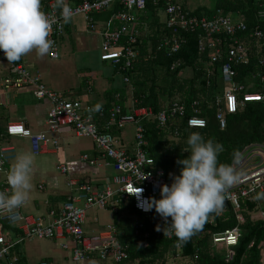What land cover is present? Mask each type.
Segmentation results:
<instances>
[{"label": "built area", "instance_id": "1", "mask_svg": "<svg viewBox=\"0 0 264 264\" xmlns=\"http://www.w3.org/2000/svg\"><path fill=\"white\" fill-rule=\"evenodd\" d=\"M147 0H81L74 4L72 0H67L71 5L74 18H81L86 25V29L95 32L94 14L106 12L112 9L118 2L122 9L113 14L108 21L109 25L101 35L100 60L109 61L114 67L126 70L130 67V62L136 56L133 46L136 42L135 25L138 22L140 12L144 11ZM154 5L161 4L166 16V26L173 32H197L214 36V39L199 42V51L207 48L212 62H217L221 58L220 35H225L233 40L228 47L227 58L221 65V77L224 83L223 96L217 99L219 105L215 114L216 120L221 128L225 127L224 112L233 114L239 106H243L248 101H261L264 96L259 92L245 91V85L236 83L235 68L248 66L250 64V50L243 43L234 39L237 32H247V26L243 20H235L217 11L212 19L192 16L186 9L173 0H152ZM43 10L50 16L59 18V10L54 7V0H42ZM66 24L62 27L53 25L50 39L54 41L51 59H58L59 39L64 35ZM252 36L258 41V50L264 49V34L259 28L251 31ZM218 35L217 37H215ZM127 37L125 44H121L122 37ZM171 44V51L179 48L176 39L164 42L165 49ZM259 53V51H258ZM256 54V53H255ZM257 55V54H256ZM261 68H264V58L258 60ZM5 71L10 74L2 76ZM12 75L13 77H10ZM258 81L264 82V72H257L253 76ZM125 82H128L124 78ZM15 89L24 93H30L35 100H45L49 104L46 113V122L49 130L59 133L61 129L69 128L75 132L77 137L88 138L100 153V159H92L82 156L81 160L86 161L91 167H110L112 175L105 178L98 187L90 183L78 184L70 181V185L77 186L81 191L79 196L83 201V206L76 204L77 199L68 198L57 210H50L47 217L32 216L23 214L22 209L25 204L12 213L0 210V262L5 264H17L18 256L16 251L22 242L27 240H62L68 238V242L60 244L61 248L69 251L71 264H144L141 259L129 257V244L119 240V233L115 227L111 226L97 234L87 235L84 233L86 212L88 209L97 208L108 210L115 215L122 205H130L132 209L140 212L143 221H137L134 217L131 224V232L137 238L136 246L147 249L153 234H160L162 237L175 243V250H180V243L174 234H170L168 225L171 220H165L156 213L152 214L149 208L152 200L160 198V189L163 185L170 186L173 182L172 176H176L172 171L165 172L154 167V160L150 158L144 148L147 144L144 139L145 129L143 122L153 117L150 108H132L130 113H123L120 106L115 105L109 109L104 107H94L81 101L69 100L62 94L52 92L44 86L39 75L28 71L21 60L8 63L4 53L0 51V96L4 91ZM222 105V107L220 106ZM184 105L178 102L170 104L169 108L160 111L156 115L159 127L166 125L173 116H183ZM96 115L106 118L102 128L98 126ZM131 124L134 127V148L132 154L117 148V141L108 132L111 128L121 129L125 125ZM189 128H201L205 125V120L193 115L186 120ZM6 133L9 136H20L27 138L30 143L31 152L37 156L46 151V147L51 144L54 148L58 146L57 140H52L47 134H34L30 129L24 127L21 122H10L6 125ZM12 148H0V173L4 172L5 165L13 155ZM239 173L240 179L226 194L224 213L227 208L237 212L236 221L243 224V216L239 214L242 200L256 201L253 197L256 193L264 191V146L250 145L232 160L231 164ZM59 171L64 173L66 167L59 166ZM171 174V175H170ZM8 190L4 187L2 191ZM140 189L137 194H133ZM229 206V207H227ZM253 218L264 220V212L260 210V217L253 215ZM3 226L19 228L21 235L11 239L5 237L2 232ZM159 229V230H158ZM241 237L240 226L236 225L219 233H214L210 237V246L216 250L224 249L231 254V248L237 245ZM216 246V247H215ZM219 246V247H218ZM195 255V259H196ZM38 264H52L46 260Z\"/></svg>", "mask_w": 264, "mask_h": 264}, {"label": "trees", "instance_id": "2", "mask_svg": "<svg viewBox=\"0 0 264 264\" xmlns=\"http://www.w3.org/2000/svg\"><path fill=\"white\" fill-rule=\"evenodd\" d=\"M80 1L74 0V4ZM181 7L186 9L184 4H181ZM121 9V5L116 2L112 9L104 14H94L93 18L95 21L98 18H110ZM217 11L231 17L238 16L246 24L247 32H237L234 39L247 46L251 52V61L248 66L235 68L234 81L245 85V91L259 92L264 96V82L253 78L257 72H264V68L258 64V60L264 58V49L258 50V41L251 33L257 27L264 34V0H214L212 9L199 7L193 12H188L192 16L205 17L209 20ZM159 12L163 13V21L159 20ZM138 19L135 25V58L131 60L126 71L121 72L118 67H113L128 80L127 85L131 86V89L107 91L106 101L102 107L109 109L118 105L125 114L130 113L135 107L152 110L153 117L144 121L143 126L144 139L147 142L144 150L154 160V167L179 175L182 165L177 164V161L190 155L186 152L190 151L187 138L192 132H199L205 140L213 139L224 146V151L219 155L221 163L231 164L232 160L250 145L264 146V99L245 102L233 114L224 112V128H221L216 120L215 114L219 107L216 101L223 96L224 90L220 69L233 40L220 35L221 58L214 63L207 48L199 51V42L212 40L214 36L201 33L199 30L173 32L166 26V16L161 4L154 5L152 0H147L146 7L140 12ZM110 27L113 29L114 25ZM126 39L127 37L123 36L120 43L125 44ZM172 39L179 42V48L174 52L171 51V44L168 43L166 49L163 45L165 41ZM187 72L189 75L185 76ZM173 102L184 105L183 116L175 115L165 126L159 127L156 115L169 108ZM193 115L204 119L205 125L201 128H189L186 120ZM7 119L3 107L0 106V140L4 136ZM101 120L105 122L106 118ZM100 127L102 128V125ZM113 129H109L108 132L114 133ZM102 130L104 131L103 128ZM98 154L100 159L99 151ZM123 208L137 221H143V214L140 212L128 205H123ZM260 210L264 212V201L242 200L238 213L243 216V224L237 223V212L230 208L222 214H212L199 232L180 244L178 252L175 250V243L160 234H153L147 249L138 248L137 238L131 232L132 223L128 217L119 225L123 231L119 240L129 244L128 252L131 259L139 258L144 264H261L264 220L253 218ZM151 212L153 215L156 214L154 206ZM236 225L240 226L241 237L237 245L231 248V254L223 250L222 257L219 254L221 249L211 248L210 237Z\"/></svg>", "mask_w": 264, "mask_h": 264}, {"label": "crops", "instance_id": "3", "mask_svg": "<svg viewBox=\"0 0 264 264\" xmlns=\"http://www.w3.org/2000/svg\"><path fill=\"white\" fill-rule=\"evenodd\" d=\"M72 1L74 2V0ZM99 14H104V12H101ZM102 16L103 15H101V17ZM105 17L107 16L105 15ZM159 20L163 21L164 16L163 19ZM108 21L109 18H98L97 21H95V32H90L86 29V25L81 18L78 17L71 19V22L66 24L65 36L63 35L59 39V44H61L60 41L62 39L64 40L65 38H67V41L69 43L72 37L68 36V32L74 30L76 32L75 37L79 38V41L82 42V46L78 49L80 51H83L87 48L89 50H94V53H92V56L88 59V69L92 66V64L90 63L91 58H96L101 62V67L97 68V70L100 71V77L98 79L97 77H95L92 78V80H87L88 77L86 76V78H83L84 80L81 82L80 86L77 87L75 91H72L71 94L67 93L68 95L66 93H61L53 90L52 88H50L52 86L51 84H49L50 87H46V85L43 83L46 89L55 93L62 94L69 100L81 101L87 105L96 107L104 105L106 101L107 91L131 89V86L127 85L128 82L124 81L125 77H123V74L115 71L113 68L114 66L111 62L100 60V48L102 41L100 34L107 27L111 26H108ZM61 45H63V42ZM133 49H135L134 46ZM36 68H38L37 72L35 71ZM118 68L120 69V67ZM27 69L31 73L40 76V64L34 62L28 63ZM120 70L121 72L126 71L122 69ZM3 71L4 73L2 74V76H8L10 74L8 71H5V67H3ZM10 77L13 76L10 75ZM98 80L101 81L100 84L98 83ZM92 81L94 82L92 83ZM7 105L14 106L16 118L15 120H12L10 115H7L8 119L4 125L5 131L3 134L4 136H2L0 140V148H12L13 151L10 152V154L13 156L6 163L4 172L0 173V191H2L4 187H7L10 191L9 185L7 183V173L14 163L17 153L21 151L31 152L30 143L28 142L29 140L27 138L20 136H9L6 133V125L8 123L21 122L24 127L30 129L32 133L47 134L50 139L57 140L58 144L56 148L49 144L46 147V151H44L42 154H39L37 156L34 155L35 160L32 172L33 188L28 196L24 208L22 209L23 214L27 213L32 216L40 215L42 217H47V214L50 210H57L58 207H60L61 204L68 198L77 199L76 204L78 206H83V201L79 198L81 191L78 189V185L72 186L69 184L70 181H75L78 184L90 183L94 187H98L100 183L105 181V178L112 175V170L110 167H101L97 169L96 167L89 166L86 161L81 160L82 156H88L92 159H99L98 150L94 146V143L88 138L77 137L75 135V132L69 128L61 129L59 133L50 131L46 122V113L49 108V104L45 100H35L30 93L16 91L15 89L4 91L0 96V106H2L3 109L7 110ZM101 119V117L96 115L98 126H101L104 123V121ZM121 129L114 128V133H111L117 141V148L125 150L128 154H132L134 148V135L132 143H124ZM72 134H74V136H72ZM87 139L90 140L89 143L85 141ZM59 166L66 167L64 173L59 171ZM57 172L59 174H57ZM128 206L130 205L128 204ZM120 213L124 214V216L121 218L118 217V214ZM128 214L129 213L124 210L123 205L116 215L112 213V216H117V219L115 218L116 220L112 225L119 233L123 232L119 225L124 218H130L131 223H133L134 217ZM96 221V218L95 220H90L89 217L87 220L86 216L85 223L83 225L85 234H97L107 229L105 228L96 233L89 234L88 231L92 230V222L96 223ZM2 232L5 237H10L11 239L18 238L22 233L19 228L17 229L14 227L12 229L7 226H3ZM48 241L50 242L49 245L36 242L27 243L28 245H25V241L22 242L16 251V255L19 258L17 264H38L42 260H46L52 264H71L69 251L62 249L60 246L61 243L68 242V238ZM0 264L5 263L0 262ZM261 264H264V245Z\"/></svg>", "mask_w": 264, "mask_h": 264}, {"label": "clouds", "instance_id": "4", "mask_svg": "<svg viewBox=\"0 0 264 264\" xmlns=\"http://www.w3.org/2000/svg\"><path fill=\"white\" fill-rule=\"evenodd\" d=\"M54 7L59 10V18L43 10L42 0H0V51L8 63L17 62L33 51L38 57L51 55L53 25L62 27L74 15L67 0H54ZM187 145L190 151L186 152L190 155L177 161L182 165L180 174L172 176L171 185L161 187V198L149 205L165 222L170 218L168 230L180 244L199 232L212 214L223 211L226 194L241 175L232 165L219 161L224 151L221 143L192 132ZM34 160L31 152L17 153L7 173L10 191H0V210L12 213L27 202L33 188ZM253 199L264 201V191L256 193Z\"/></svg>", "mask_w": 264, "mask_h": 264}, {"label": "rangeland", "instance_id": "5", "mask_svg": "<svg viewBox=\"0 0 264 264\" xmlns=\"http://www.w3.org/2000/svg\"><path fill=\"white\" fill-rule=\"evenodd\" d=\"M177 4H184L185 8L189 12H193L196 8L199 7H205L208 9H212L214 7V0H175ZM163 13H158L159 19H163ZM233 19L235 20H242L240 17H236L232 15ZM74 32V34H73ZM76 32L69 31L68 36H71V40L67 41V38L64 40L62 39L59 44L58 59H51L49 55H46L44 57H38L35 52H31L25 56H23L20 59L25 66H28V63H38L41 66V73L40 77L43 83L46 85V87H50L49 84L52 86V88L55 91L61 92V93H68L71 94L72 91H75L77 87L80 86L81 82L84 80L83 78L88 77L87 80H92V78L97 77V79L100 77V71L97 70V68L101 67V62L98 61L96 58H91L90 63L92 66L88 69V59L92 56V53H94V50H89L88 48L80 51L78 48L82 46V42L79 41V38L75 37ZM65 36V32H64ZM88 36V35H86ZM88 47V46H87ZM95 55V54H94ZM108 63V62H107ZM26 66V67H27ZM35 71H38V68L35 69ZM85 74V75H84ZM94 75V76H93ZM185 76H188L189 73H185ZM94 81H92L93 83ZM98 83L100 84L101 81L98 80ZM108 85V83H107ZM67 94V95H68ZM8 106V105H7ZM4 114L10 115L12 120H15V108L13 105L8 106V109H4ZM121 134L124 139V143H132L133 141V135H134V127L131 124L125 125L121 129ZM74 136V134H72ZM86 142H90V140H85ZM29 142V141H28ZM57 174H59L57 172ZM256 216L260 217V211L254 214ZM87 220L88 217L90 220L97 219L96 223L92 222V230L88 231V233H96L100 230H103L105 228H109L113 226L112 224L115 222V218L117 219V216H112V213H109L108 210H99V209H89L87 211ZM124 214L120 213L118 214V217H123ZM255 217V216H253ZM45 243L47 245L50 244L48 240H27L25 241V245H28L27 243ZM216 247V246H215ZM219 247V246H218ZM224 249H221L219 254L220 256L224 257ZM225 251V250H224Z\"/></svg>", "mask_w": 264, "mask_h": 264}]
</instances>
